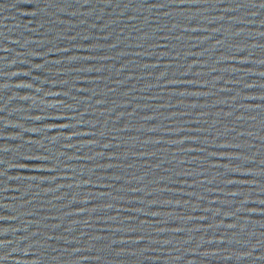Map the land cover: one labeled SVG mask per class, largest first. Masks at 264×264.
I'll return each instance as SVG.
<instances>
[{"label": "water", "instance_id": "obj_1", "mask_svg": "<svg viewBox=\"0 0 264 264\" xmlns=\"http://www.w3.org/2000/svg\"><path fill=\"white\" fill-rule=\"evenodd\" d=\"M0 264H264V0H0Z\"/></svg>", "mask_w": 264, "mask_h": 264}]
</instances>
